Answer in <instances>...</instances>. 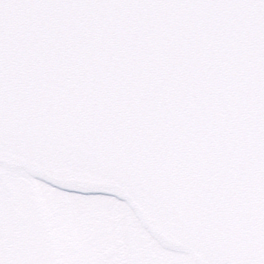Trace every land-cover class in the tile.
<instances>
[{
    "label": "water",
    "instance_id": "1",
    "mask_svg": "<svg viewBox=\"0 0 264 264\" xmlns=\"http://www.w3.org/2000/svg\"><path fill=\"white\" fill-rule=\"evenodd\" d=\"M68 24L81 41L98 29L99 50L81 57L59 40L33 37V47L8 70L0 165L55 185L116 192L145 227L144 205L172 180L170 170L195 172L199 121L208 112L202 98L224 97L225 116L238 115L225 89L210 87L206 75L234 77L242 107L253 99L254 22L239 14L225 21L140 11L80 13ZM221 41L226 50L218 53ZM169 115L175 116L170 124ZM143 120L152 125L150 135L124 137L121 129ZM77 126L82 134H73ZM103 129L115 131L105 137ZM152 232L168 248L180 247L159 228Z\"/></svg>",
    "mask_w": 264,
    "mask_h": 264
},
{
    "label": "snow or ice",
    "instance_id": "2",
    "mask_svg": "<svg viewBox=\"0 0 264 264\" xmlns=\"http://www.w3.org/2000/svg\"><path fill=\"white\" fill-rule=\"evenodd\" d=\"M140 11L204 13L225 21L231 20L233 14L251 16L257 58L256 90L253 99L242 107L233 91L234 77L224 72L206 75L210 87L225 89L227 102L238 115L225 116V98L206 94L201 104L208 107V112L199 121L195 172L189 169L177 174L170 170L172 180L161 184L159 196L144 205L148 214L146 233L157 239L152 229L159 228L180 245L168 248L157 239L172 253L170 257L159 260L119 254L106 257L103 253L109 247L119 253L126 229L97 223L93 225L95 255L78 264H264V0H0V149L4 143L8 70L13 62L20 63L25 52L33 47L37 33L50 41L59 40L67 46L66 51L74 50L83 57L99 50L95 40L99 30L92 29V35L81 41L68 24L72 15ZM225 50L226 41L219 42L217 52ZM219 59L223 64L224 57ZM158 105L159 100L154 99L152 111ZM166 119L170 124L175 116ZM151 128L143 120L141 124L127 125L121 132L125 138L136 131L148 136ZM112 131L115 130L103 129V136H110ZM73 134H82L81 129L77 126ZM93 143L102 146L95 140ZM2 184L0 174V252L7 213ZM48 186L75 200L128 204L116 192L103 188ZM0 264L9 262L0 255Z\"/></svg>",
    "mask_w": 264,
    "mask_h": 264
},
{
    "label": "rangeland",
    "instance_id": "3",
    "mask_svg": "<svg viewBox=\"0 0 264 264\" xmlns=\"http://www.w3.org/2000/svg\"><path fill=\"white\" fill-rule=\"evenodd\" d=\"M6 174L8 173H4L3 176H6ZM12 177L14 179L15 175H12ZM6 178L8 177L6 176ZM23 180L25 181V188L32 190L30 196L32 199L35 193L38 194L37 188L42 185L28 175L24 176ZM2 187L7 204L6 216L14 221V219H11L15 218L14 206L8 197L10 187L5 184H2ZM41 196L43 203L53 211L52 220L50 210L43 205L41 198L38 196V209L35 210L31 204L30 208L28 207L26 210V218L30 217V222L27 225L40 227L43 239H56L60 264H78L79 261L89 259L95 255L92 241L94 237L93 225L97 223L116 224L126 229L125 239L121 242L119 253L113 248L112 255H106L109 247L103 253L106 257L119 254L121 256L134 255L159 260L172 255L168 249L163 248L152 236L146 233L128 205H119L114 201L105 200H75L57 191L55 195L52 190L45 187L41 189ZM55 208L56 212L54 211ZM18 222L22 224V218L19 217ZM3 254L4 252H0V255L3 256Z\"/></svg>",
    "mask_w": 264,
    "mask_h": 264
},
{
    "label": "flooded vegetation",
    "instance_id": "4",
    "mask_svg": "<svg viewBox=\"0 0 264 264\" xmlns=\"http://www.w3.org/2000/svg\"><path fill=\"white\" fill-rule=\"evenodd\" d=\"M6 176L3 184L10 187L8 197L14 206L13 212L15 213V218H11L14 221L8 219L5 224L7 230L5 252L9 264H20V262H24V264H30V262L54 264V259L56 264H60L55 242L42 239L40 227L27 225L30 222V217L26 218V210L32 203L36 208V196L33 195V198H30L32 193L29 188H25L24 174L17 173L14 179L11 173ZM19 217L23 220L22 224L18 222Z\"/></svg>",
    "mask_w": 264,
    "mask_h": 264
}]
</instances>
